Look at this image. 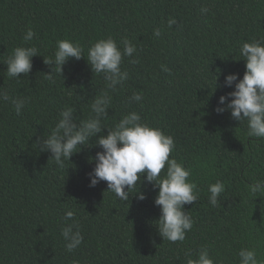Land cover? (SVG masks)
<instances>
[{"label":"trees","instance_id":"16d2710c","mask_svg":"<svg viewBox=\"0 0 264 264\" xmlns=\"http://www.w3.org/2000/svg\"><path fill=\"white\" fill-rule=\"evenodd\" d=\"M29 27L35 36L25 44ZM108 37L121 51L127 38L137 51L124 57L128 79L109 93L104 124L114 127L135 111L174 138L170 158L191 169L189 180L199 190L197 201L184 206L194 224L183 242L159 235V189L146 174L127 201L106 181L89 186L94 158L103 151L95 141L107 128L63 169L36 147L66 106L75 109L77 123L91 114L105 81L92 71L87 52ZM59 40L79 43L85 57L69 59L52 82L45 77L54 65L43 56L54 58ZM254 40H264V0H0V89L29 98L19 115L0 101V264H187L204 247L215 264H239L238 252L246 247L264 260V196L254 198L248 188L264 181V138L249 137L247 121L233 119L231 110L216 112L219 97L234 90L225 77L243 78L240 46ZM17 46H35L41 54L19 80L7 76L5 64ZM135 92L141 102L130 101ZM217 181L225 191L213 207L208 188ZM69 209L84 238L73 252L61 236V227L73 223L62 219Z\"/></svg>","mask_w":264,"mask_h":264},{"label":"clouds","instance_id":"9594fccd","mask_svg":"<svg viewBox=\"0 0 264 264\" xmlns=\"http://www.w3.org/2000/svg\"><path fill=\"white\" fill-rule=\"evenodd\" d=\"M209 9L202 7L201 12L207 13ZM175 20L169 21V26ZM154 35L160 36V30L155 29ZM35 33L31 27L23 36V41L28 44L33 40ZM123 50L118 47L112 38H102L93 43L87 52V61L96 74H102L105 81V90L96 96L90 105L91 114L83 121L77 123L75 109L66 106L59 113L55 127L46 137L35 142L40 152L48 151L54 164L63 169L65 161L70 160L73 153L79 152L83 146H90V139L107 128V135H100L95 144L103 151L95 156V167L89 173L90 187H95L99 182L106 181L108 190L122 201L129 199L130 190L133 189L141 176L146 174L148 182L158 187L155 205L160 207L161 215L158 219L159 235L164 240L175 243L183 242L186 233L191 231L194 220L185 211L186 204L197 201L199 190L197 184L189 180L191 169L170 158L175 149L174 138L166 135L160 128L150 126L142 121L139 113L129 112L114 125L106 127L104 120L108 116L112 97L109 94L117 90L128 79L127 70H122L124 57H131L136 51V46L127 38L122 39ZM41 55L35 46H17L7 57V76L19 80L20 74L27 76L32 69V57ZM239 55L246 62V69L242 79L238 74L232 73L225 77V85L232 86L234 90L219 97L217 113L226 109L231 110L233 119L247 121L248 136L264 138V40L245 42L239 48ZM44 57V63L51 67L46 73V79L54 82V73L61 76L63 68L69 59L80 60L84 49L79 43L69 40H59L53 57ZM133 63L137 61H132ZM164 72L171 70L161 65ZM216 81V80H215ZM228 97L232 99L228 101ZM143 96L139 92L133 93L130 101L141 102ZM0 101L10 102L17 115L29 102V98H15L7 91L0 89ZM227 101V103H226ZM223 106V107H222ZM165 174L162 176L161 173ZM127 188V191H125ZM250 194L255 198L264 196V181H258L248 186ZM208 199L213 207L218 206V198L225 191V185L217 181L209 185ZM142 193L139 199H144ZM76 213L69 209L65 212L63 220H72L61 227V236L65 241V248L73 252L83 243L79 224L75 222ZM75 229V230H74ZM239 264H264L258 259L255 248H241L238 252ZM187 264H215L207 247L201 248L195 259H188Z\"/></svg>","mask_w":264,"mask_h":264}]
</instances>
